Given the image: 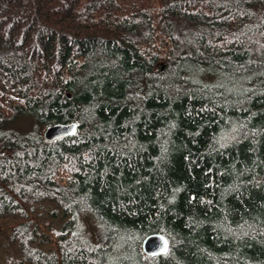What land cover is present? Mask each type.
Wrapping results in <instances>:
<instances>
[{
  "label": "trees",
  "instance_id": "obj_1",
  "mask_svg": "<svg viewBox=\"0 0 264 264\" xmlns=\"http://www.w3.org/2000/svg\"><path fill=\"white\" fill-rule=\"evenodd\" d=\"M10 217L14 264H264V0H0Z\"/></svg>",
  "mask_w": 264,
  "mask_h": 264
},
{
  "label": "water",
  "instance_id": "obj_2",
  "mask_svg": "<svg viewBox=\"0 0 264 264\" xmlns=\"http://www.w3.org/2000/svg\"><path fill=\"white\" fill-rule=\"evenodd\" d=\"M76 130L77 124L75 122L54 123L45 127L43 137L47 141H52L74 135ZM141 247L146 255L158 256L168 251L169 242L165 235L161 233H151L143 239Z\"/></svg>",
  "mask_w": 264,
  "mask_h": 264
},
{
  "label": "rangeland",
  "instance_id": "obj_3",
  "mask_svg": "<svg viewBox=\"0 0 264 264\" xmlns=\"http://www.w3.org/2000/svg\"><path fill=\"white\" fill-rule=\"evenodd\" d=\"M35 221L37 219L32 215ZM21 220L15 218H5L1 220L0 227V264H14L10 260L14 258V247L12 244L8 243L7 237L10 233L12 226L19 223ZM12 255V256H10Z\"/></svg>",
  "mask_w": 264,
  "mask_h": 264
}]
</instances>
